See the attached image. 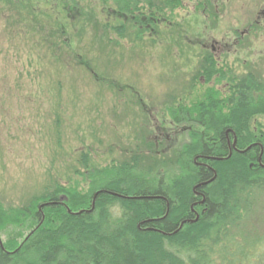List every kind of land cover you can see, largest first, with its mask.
Masks as SVG:
<instances>
[{"label": "rangeland", "instance_id": "374dc122", "mask_svg": "<svg viewBox=\"0 0 264 264\" xmlns=\"http://www.w3.org/2000/svg\"><path fill=\"white\" fill-rule=\"evenodd\" d=\"M180 1L151 29L138 22L131 28L133 20L99 0H76L77 12L67 9L72 4L62 8L47 0H0L3 206L25 204L54 182L77 179L81 152L91 168L136 153L144 168L172 165L169 151L187 133L170 123L166 109L188 92L201 44H230L235 30L255 19L264 26V0ZM103 23H122L127 35L121 39ZM142 28L136 43L134 33ZM246 31L225 57L236 73L248 68L264 74V32ZM154 138H160L158 146L150 144ZM254 198L241 225L247 237L264 236V192ZM256 263L264 264V245L242 264Z\"/></svg>", "mask_w": 264, "mask_h": 264}, {"label": "trees", "instance_id": "16d2710c", "mask_svg": "<svg viewBox=\"0 0 264 264\" xmlns=\"http://www.w3.org/2000/svg\"><path fill=\"white\" fill-rule=\"evenodd\" d=\"M47 1L75 10L76 0ZM99 2L133 20L131 28L132 22L153 28L154 18L181 4ZM102 26L121 39L127 35L122 23ZM143 32L136 30L135 41ZM239 83L228 111L202 99L169 108L175 121L199 127L168 169L138 167L133 155L92 172L81 152L77 179L54 182L22 205L0 203V264H242L260 252L264 236H243L241 225L257 203L255 193L264 192V133L253 127L254 117L264 115V79L249 73ZM192 188L204 195L206 210L197 209V218L189 210Z\"/></svg>", "mask_w": 264, "mask_h": 264}, {"label": "flooded vegetation", "instance_id": "af4514ba", "mask_svg": "<svg viewBox=\"0 0 264 264\" xmlns=\"http://www.w3.org/2000/svg\"><path fill=\"white\" fill-rule=\"evenodd\" d=\"M264 17V11L262 12ZM161 17H157L153 19V23L159 22ZM144 20V19H143ZM145 21V20H144ZM260 22L258 19L254 20V23L251 22L247 28L244 30L239 31V29L235 30V37L232 41V43H228L227 41L221 40V42L218 40H212L210 44H201L200 51L197 53V61L194 62V66L192 67L191 75H190V82L188 84V92H184L181 95H177V102L181 101L184 103H187L191 105L193 102H195L198 99H202L207 104L210 102V100L218 102L219 105L222 106L223 111H228L232 106L229 104L230 99L232 97H236V91L240 86V79L242 77H245L249 73H252L257 78L264 79L263 73H258L256 70L246 69L243 73H236L235 65L229 64L227 58L225 55H228L231 51V48L236 47L239 44H242V41L244 39V33L250 30H255L258 32H264V26L260 25ZM150 26V25H146ZM152 29V28H151ZM223 41V42H222ZM136 43H139L135 41ZM219 56H221V62H219ZM228 57V56H227ZM164 60H168V56L166 55L164 57ZM171 61V60H170ZM173 63L170 65L172 66ZM214 64V65H213ZM243 64H246V60L243 62ZM254 68V67H253ZM257 69V68H256ZM173 71H176L175 64ZM202 86V88H201ZM183 90V89H182ZM181 90V91H182ZM259 95H262V92L259 93ZM174 100V99H173ZM177 102L175 101L174 107L178 106ZM173 106H169L168 109H166V113L169 116V108ZM146 113H150L149 109L143 108ZM151 114V113H150ZM170 123L173 124L175 127H180L182 131H186L187 138L184 142L181 143L180 147L176 150L171 149L169 152H171L170 157L172 156L174 159L178 158L180 154L184 150V146L191 144L192 139L190 137V130L194 129L196 127H199L197 123H194L192 121H175L170 116ZM258 118H261V121L257 122ZM264 115H257L254 117L253 122L254 128L261 129L263 132L260 134L262 135L264 133ZM153 142H151V145L158 146L160 144V138H154L152 139ZM255 143H261L260 141H255ZM229 149L231 146H228ZM232 147L234 148L233 144ZM156 148V147H155ZM262 147L260 146L259 156H258V162L261 160V153H262ZM151 150V147L148 149ZM174 151V152H173ZM231 149L229 150V152ZM173 152V153H172ZM131 152L130 154H132ZM137 156L139 153H136ZM133 154V155H136ZM132 155V156H133ZM171 157V160H172ZM125 160V159H124ZM112 160L107 162L106 164H103L102 166L108 165ZM101 166V167H102ZM264 167V165H262ZM99 166L96 164L92 167V172L98 168ZM138 167H142L138 164ZM192 202L189 204V210L191 212L194 211V214L196 215V218L198 217L199 213L202 214L205 212L206 208L204 207V195L194 190L192 188ZM199 209V213L198 210Z\"/></svg>", "mask_w": 264, "mask_h": 264}]
</instances>
